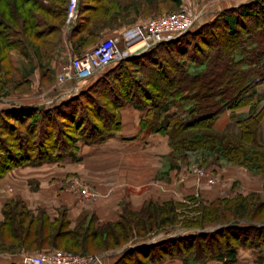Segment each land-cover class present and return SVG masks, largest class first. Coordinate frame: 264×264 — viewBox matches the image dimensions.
I'll return each instance as SVG.
<instances>
[{
  "label": "trees",
  "instance_id": "obj_1",
  "mask_svg": "<svg viewBox=\"0 0 264 264\" xmlns=\"http://www.w3.org/2000/svg\"><path fill=\"white\" fill-rule=\"evenodd\" d=\"M71 1L0 0V95L28 91L30 77L37 71L36 66L20 74L12 63L13 52H23L28 60L33 56L40 83L53 84L62 71L59 59L65 43L70 58L81 57L107 38L106 31L128 21L125 10L139 11L142 3L78 0L77 17L68 26ZM167 1L176 8L182 2ZM170 13L176 12L158 16ZM82 81L92 83L70 100L54 105L14 104L0 110V179L17 168L75 159L83 146L106 143L122 131L121 110L127 105L146 110L147 125L169 136L174 152L169 170L179 167L174 160L186 162L195 153L204 164L213 157L211 164L264 176V145L258 142L264 107L253 94L264 84V0L224 9L188 33ZM225 113L233 120L239 119L238 113L246 114L239 121L240 135L216 129ZM188 202L149 200L139 210L123 203L117 221L101 223L91 217L72 226L65 207L52 218L45 208L34 212L22 198L13 197L2 208L0 256H9V264H19L22 253L85 256L132 244L115 264H154L167 258L230 264L241 248L264 252L260 194L213 201L191 197ZM177 223L198 232L147 244L163 232L178 229ZM208 227L216 230L202 232Z\"/></svg>",
  "mask_w": 264,
  "mask_h": 264
},
{
  "label": "crops",
  "instance_id": "obj_2",
  "mask_svg": "<svg viewBox=\"0 0 264 264\" xmlns=\"http://www.w3.org/2000/svg\"><path fill=\"white\" fill-rule=\"evenodd\" d=\"M232 7H234V5ZM134 12L137 14L133 13L129 15L128 21L125 20L123 23L122 21H120L119 27L114 31H109L108 33L106 31L107 38H124L126 44L133 43L132 34L134 32V29L145 22L144 15L142 17H139V11L135 10ZM65 50L68 51V56L70 57L71 55L66 43L63 51ZM37 76H40V71L38 72ZM253 94L255 96V102L260 103V105L264 107V84L256 87L253 90ZM238 114L239 119L233 120L230 118L231 115L229 113H225L218 120L216 129L219 131L225 130L234 135H240L241 129L239 126V121L243 120L246 117V114ZM121 119L123 129L120 133H117L113 138L102 145L84 147L81 149L79 155H82V157L87 156V158L89 157L91 159L86 169H83L87 165L85 162H75L74 164L77 165L75 167H71V171L81 173L82 176L91 181L92 184L100 192V199L96 203L92 202L82 204L81 202H79V200L77 201L75 195H70L71 193L67 194V191L61 192V194H59L57 198L53 199L52 194H58L53 191L55 189L54 187H58L59 184H62V181L58 180L56 182H51V185H49L48 182H45V184L41 186L42 190H39L38 192H32L30 189L24 191L23 195L21 196L23 197V200L26 202L28 207L34 212H36L41 207L45 208L49 215L54 218L58 215L59 208L65 206L69 210V217L72 221V226H75L78 221L82 220L83 218L85 219L91 217L97 218L101 223L117 221L123 211V203H126L132 210H139L142 208L146 201L153 200L157 202H164L169 200L171 196L165 195L160 190H158L160 189L159 185L154 186V184H144L143 182V171H145L146 167L144 156H147L149 146L152 147L151 151H153V149H156L158 147L159 142H162L161 144L164 145V148H166L168 143L166 142L165 138L167 137L163 138L160 133L153 132L151 133V137L147 138L148 140L145 141L143 139V134H141V131L139 132L138 128L141 120L140 112L133 106L127 105L124 109L121 110ZM258 142L264 145V119L262 120L259 127ZM154 145H156V147H153ZM101 159H104L103 163L101 162ZM83 161H85L84 158ZM133 164H135L136 170H138L139 168V172H142V174H140L139 181L136 179L138 176L136 170L133 169ZM69 165L71 166L72 164H68V162L64 161L61 163L46 164L40 166L39 168L45 166L49 169H57L58 171L64 170L62 168H68ZM30 168L34 167L17 168L8 173L4 178L0 179L1 219L3 218L2 208L5 202L15 196L16 192L14 191V193H12L13 190L11 189H15L18 186L16 182L17 180L13 178V175H16V172L18 171H25L23 169L30 170ZM241 169L245 170L244 168L233 167L226 164L220 166V172L218 174L224 177L226 181L225 184H235L237 181L233 178H235V176L239 174L236 173V171L240 172ZM224 172H230V174ZM165 176L167 177V179H169L173 176V173H170L169 175H167L166 173ZM101 177L103 178V181L97 182L96 180L100 179ZM174 185H176V183ZM199 186L200 188L203 187L202 185ZM179 188H182L185 193L193 190L191 187H189L188 182H181ZM204 197L205 196H201L202 199H204ZM172 198L176 199V197L174 196L171 197V199ZM206 199V201H211L213 198L209 200L208 198ZM179 231H170L173 234H165V239L168 237V235L173 237L179 235H195L194 230L191 229H184L182 231ZM160 239L162 241L165 240L164 238L162 239V237ZM155 243H157V241H155V239L153 238L148 241L147 244L151 245ZM131 246L132 244H127L122 248L104 252L103 254H101V256L103 257V264H115L122 253ZM10 262H12V260L9 259V256H0V264H9ZM154 264L197 263H183L177 258H167L162 262ZM209 264H222V262L216 261ZM230 264H264V252L258 253L248 248H241L237 254L235 261Z\"/></svg>",
  "mask_w": 264,
  "mask_h": 264
},
{
  "label": "rangeland",
  "instance_id": "obj_3",
  "mask_svg": "<svg viewBox=\"0 0 264 264\" xmlns=\"http://www.w3.org/2000/svg\"><path fill=\"white\" fill-rule=\"evenodd\" d=\"M130 3L133 4L137 2V5L139 6L141 3V8L138 12L139 17H142L144 15V21L147 22L155 17L158 16V14H162L166 11L171 12H180L182 8H189V10H192L191 12L195 14H200L199 19L200 22L198 25H202L205 22L213 20L217 14H219L224 9H229L239 6L243 3L250 2L252 0H182L181 5L176 8L177 6H174L173 3L168 2L167 0H152V2L147 5L146 0H129ZM155 3L158 4V6H155ZM237 4V5H236ZM231 6V7H229ZM133 10H125V15H131V14H137ZM174 14V13H170ZM144 22V23H145ZM143 24V23H142ZM140 24V25H142ZM197 25V26H198ZM111 38V37H110ZM110 38H105L102 43ZM141 44H139L140 46ZM118 47L121 51H126L127 44L125 43L124 38H119ZM138 48L137 46H134L131 48L133 55H139L142 53H145L148 50L140 49L139 51H135V49ZM135 51V52H133ZM23 53V52H21ZM18 54L16 52H13L11 55L12 63L15 68L22 74V71H25L26 73L28 70L31 69V67L37 66L36 73L38 74V65L35 62L31 61L33 56H30L28 58L26 57V54ZM32 55V51H30ZM130 55V56H133ZM26 57V58H25ZM70 57L68 56V51H63L61 54V57L59 59V65L64 68L69 62ZM61 72V71H60ZM37 74L32 75L31 82H30V88H27L28 91L15 93L13 95H9L8 97H5L6 93L0 95V110L4 107H10L12 105H25V104H47V105H54L55 103H59L61 101H67L70 100L77 95H79L83 89L87 88L92 81H69L65 84H60L58 81L54 80L53 84H47L43 85L40 83V76H37ZM11 94V93H9ZM140 123H139V132L141 131V134H143V139L146 141L147 138L151 137V133L155 132L153 127L151 125H147L148 119H147V112L140 111ZM146 122V123H145ZM142 123V124H141ZM147 127H144V126ZM157 125V124H156ZM225 132V130L220 131ZM158 133V132H157ZM161 136L167 137L165 138L167 144V147L164 148V145H162V142H159V145L156 149H153L151 151L152 147L149 146L148 154L147 156H144V162H145V171H143V182L144 184H154V186H160V190L165 195L176 197V199L170 197L169 200H174L177 202H186L189 200V204L191 197L194 198H201V196H205L202 200H207L206 198L211 199V201L215 199H223V198H231L235 196V194H242L246 196L247 194L251 192H255L260 194V196L264 199V176L259 175L253 171L250 170H243L241 169L240 172L236 171V173H239L233 178L236 180L235 184L230 183L225 184V179L218 173L220 172L219 168L220 165L211 164L213 161V157L207 158V162L204 164L202 157L200 155L195 153H190L188 158L186 159V162H184L181 159L174 160V164L179 167L176 169L174 168L172 171L168 170L170 168V159L173 160V150L169 146V136L163 135L160 133ZM162 141V140H161ZM84 147H91V146H83ZM153 147H156L154 145ZM78 161V159H80ZM83 158L85 161H83ZM76 159V160H75ZM67 158L65 161L68 162L69 165L68 168H62L64 170H58L57 169H49L47 167H34L29 169H23L25 171L22 172H16V175H13V178H15L17 181V187L13 190L12 193H15V196L13 197H20L23 199L21 195H23L24 191L31 190L32 192H38L39 190H42V185L45 184V182H48L49 185H51V182H56L58 180L62 181V184H59L58 187H54V192L58 193L57 195L52 194L53 199L57 198L61 192H68L67 194L75 195L77 201L84 203H96L100 199V192L97 190V188L92 184L91 181L84 178L81 173L73 172L71 171V167H75L77 164H74L75 162H85L87 165L83 168L86 169L88 166V163H90V158L87 156L82 157V155H78L77 158ZM101 162H104V159H101ZM205 162V161H204ZM53 164V163H52ZM46 165V164H45ZM226 165V164H224ZM43 166V165H42ZM84 166V165H83ZM133 169H135V164L132 165ZM234 167V166H233ZM137 168V166H136ZM241 168V167H238ZM33 169V170H32ZM68 170V171H67ZM168 170V172H167ZM67 171V172H66ZM140 169L136 170L137 173V180L139 181L140 174L142 172H139ZM62 173V174H61ZM169 175L170 173H173V176L167 179L165 176ZM227 174H230V172H224ZM103 176V175H102ZM31 177V178H29ZM129 178V177H128ZM172 179V180H171ZM97 182H102L103 178L96 180ZM91 182V183H90ZM182 183L188 182L189 187H191L193 190H190L189 192L185 193L182 188L180 189L179 186ZM51 183V184H50ZM176 183V185H174ZM179 185V186H177ZM199 185H202L203 187L200 188ZM162 186V187H161ZM85 188L90 195L92 196L90 201L80 199L79 195V189ZM44 189V188H43ZM46 189V188H45ZM50 192V191H49ZM183 194H182V193ZM79 197V198H78ZM168 201V200H167ZM65 207V206H64ZM186 208L193 207L192 205L185 206ZM68 209L67 207H65ZM61 209V207L59 208ZM69 212V210H68ZM264 217V216H261ZM108 223V222H107ZM180 223H177L174 227H178L175 231L184 230V228H181ZM176 227V228H177ZM216 227H208L207 229L203 230L202 232L206 231H215ZM201 231V230H200ZM199 231V232H200ZM180 232V231H179ZM198 231L194 230V233L196 234ZM171 234L172 232H163L159 234L158 236L153 237L155 241L161 242L160 239H165V234ZM173 234V233H172ZM173 236H169L166 239L172 238ZM160 239V240H159ZM165 239V240H166ZM28 254H36V253H28ZM103 253L99 254H89V255H101ZM5 256V255H4ZM3 257V256H2Z\"/></svg>",
  "mask_w": 264,
  "mask_h": 264
},
{
  "label": "built area",
  "instance_id": "obj_4",
  "mask_svg": "<svg viewBox=\"0 0 264 264\" xmlns=\"http://www.w3.org/2000/svg\"><path fill=\"white\" fill-rule=\"evenodd\" d=\"M77 1H71L67 19L68 26L77 17ZM191 11L189 8H182L178 13L160 15L139 25L132 34L133 43L127 44L126 51L119 49V38H110L81 57L70 58L68 64L57 75L58 83L65 84L73 80L82 81L92 78L110 65L133 55L131 48L134 46L142 44L136 52L140 49L149 50L159 43L173 40L188 33L200 22V14ZM89 192L85 188H80V199L90 201L92 196ZM19 256V264H103L101 255L83 256L51 251L36 254L22 253Z\"/></svg>",
  "mask_w": 264,
  "mask_h": 264
},
{
  "label": "bare ground",
  "instance_id": "obj_5",
  "mask_svg": "<svg viewBox=\"0 0 264 264\" xmlns=\"http://www.w3.org/2000/svg\"><path fill=\"white\" fill-rule=\"evenodd\" d=\"M141 46H142V44L140 46L138 45V48H136L135 51L138 50Z\"/></svg>",
  "mask_w": 264,
  "mask_h": 264
}]
</instances>
